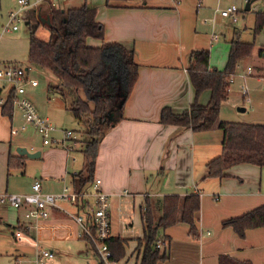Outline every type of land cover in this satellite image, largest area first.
I'll list each match as a JSON object with an SVG mask.
<instances>
[{
	"label": "crops",
	"instance_id": "crops-1",
	"mask_svg": "<svg viewBox=\"0 0 264 264\" xmlns=\"http://www.w3.org/2000/svg\"><path fill=\"white\" fill-rule=\"evenodd\" d=\"M197 1L126 0L118 6H107L105 0H65L58 5L67 8L87 3L95 7V19L103 26V37H88L87 44L99 46L103 42H122L130 45L134 61L138 64L137 80L124 103L123 117L107 126L99 140L93 173V178L101 181V189L109 196L110 236L122 238L124 247L130 245L131 248L130 254L119 260L120 264H126L132 257V264L140 261L141 250L136 249V246L137 240L143 235V211L146 206H151L157 219L164 196L183 197L191 193H199L200 196L196 221L198 237L192 238L188 233V225L183 222L163 229L160 233L169 237L168 257L157 264H177L180 259L179 264H218L220 255L249 261L251 264H264V227L249 229L240 238L232 228L221 226L222 220L264 204V167L237 164L226 170L225 177L207 178L206 163L220 154L222 131L214 127L195 132L188 127L164 125L159 121L163 107H170L179 113L194 100V89L186 71L192 50H208L210 68L220 70L227 61L230 42L236 37L241 40V32L236 30L238 21H230V35L220 34L213 24L215 17L212 11L217 4L213 9L210 0H202L201 6L197 7ZM15 4L8 12L17 7V0ZM64 4L69 5L65 7ZM44 7L36 11H24L22 16L27 24L33 20L35 12L42 14ZM257 11L264 12V7L261 6ZM226 28L229 29L228 26ZM254 39L253 36L251 41L244 42L254 43ZM262 47L263 41L238 63L236 69L245 66L243 71H247L248 77L264 82V53L259 54ZM4 60L0 59V65ZM250 64L254 72H248ZM42 72L47 77L48 87V83L54 80L48 72ZM48 91H51L49 87ZM26 95L29 97L28 90ZM242 95L249 97L248 94ZM209 97L210 91L204 90L197 101L204 105ZM241 104L244 105V102ZM246 111L244 106L236 108L239 114ZM42 117L48 119V116ZM219 120L264 124V120L252 121L236 114L227 116L221 107ZM21 122V114L17 110L12 109L11 117H7L2 114L0 107V193H27L36 180L40 182L43 192L57 193L64 185L74 189L73 176L83 168L84 161L81 165L76 164L77 158L72 160L61 143L48 146L41 142L40 146L28 148L19 137L23 133L35 132L33 128L11 134V129L19 127ZM71 143L68 140L66 144ZM19 147L39 152V156L28 158L19 155ZM11 156H22L23 166L8 169ZM14 169L20 171L21 175L12 174ZM91 184L85 188L89 190ZM121 210H127V215H123ZM135 210L140 224L139 233L133 231L130 220ZM23 212V208L15 209L8 205L0 207V223L13 229L11 236L15 241V230L20 224L28 222ZM79 212L82 209L77 205L60 202L57 208L50 210L49 218L40 220L38 228L18 242L26 243L27 248H35L34 242L37 245H50L79 239L78 226L68 215ZM116 215L120 222L118 230L114 232ZM47 249L53 251L52 248ZM11 255L8 264H12L15 259H19L20 264H31L33 261V256L30 257L24 248L15 250ZM191 258L195 261L189 262Z\"/></svg>",
	"mask_w": 264,
	"mask_h": 264
},
{
	"label": "trees",
	"instance_id": "trees-1",
	"mask_svg": "<svg viewBox=\"0 0 264 264\" xmlns=\"http://www.w3.org/2000/svg\"><path fill=\"white\" fill-rule=\"evenodd\" d=\"M126 0H105L107 6H118ZM42 17L49 18V39L42 40L30 30L28 37V65L48 72L54 81L48 83L49 90L56 91L74 119L86 124L83 152V168L73 176L76 191H83L93 178L97 147L107 126L120 120L123 106L138 76V64L133 58V48L122 42H103L90 46L88 37L101 39L103 26L96 21V9L83 3L79 7L62 8L44 5ZM254 35L264 28V12L254 13ZM31 24V21L28 22ZM36 25H34V28ZM253 42H244L238 37L230 42L227 61L223 69L210 68L209 51L192 50L186 68L194 89V100L182 112L176 113L170 107L160 111V123L191 128L195 132L207 131L214 127L222 131L221 152L206 163L207 178L227 176L226 170L237 164L264 167V124H250L219 120L223 101L228 98L229 78L235 73L240 61L247 58ZM264 53V47L259 54ZM117 75V76H116ZM116 77L122 80L124 95L115 107H109L99 96L100 90H111ZM204 90L210 91L206 104L197 98ZM1 112L11 117L12 105L7 98ZM12 157V156H11ZM9 157L8 169L21 168L22 156ZM94 179V180H93ZM200 209L199 193L166 195L160 202V215L156 219L151 206L143 211V235L137 240L136 249L141 250L138 264H157L167 259V247L156 246L157 240L168 242V236L160 235L177 222L188 225L192 238L198 237L197 213ZM222 227H230L240 237L249 229L264 227V204L239 216L221 221ZM85 240V239H84ZM86 241V240H85ZM87 242V241H86ZM113 258L120 260L125 255L124 240L110 236L106 241ZM88 244V242H87ZM89 245V244H88ZM98 264H101L98 261ZM218 264H251L238 261L227 255H220Z\"/></svg>",
	"mask_w": 264,
	"mask_h": 264
},
{
	"label": "rangeland",
	"instance_id": "rangeland-1",
	"mask_svg": "<svg viewBox=\"0 0 264 264\" xmlns=\"http://www.w3.org/2000/svg\"><path fill=\"white\" fill-rule=\"evenodd\" d=\"M79 1V0H74ZM212 3V8L214 9L216 4L219 8L225 9L230 5H235L240 9V15L238 17V22L236 24V30L241 32L240 39L243 41H251L254 36V43L252 50H255L254 47L258 46V43L264 42V28L260 30L259 33L254 35V13L261 6L264 7V1L256 0L252 3L251 9L249 11H244V6L246 0H210ZM16 0H0V59H5L3 62H12L14 60L21 62L28 66V37L30 30H34L38 38L42 40L49 39L48 24L46 23H36L33 16L31 24H26L24 17L21 16L22 20L18 23V30L11 31L6 33H1V26L6 22L7 12L15 7ZM67 5L69 4H64ZM214 14V25L217 29L216 31L220 34L225 33L227 36L232 33V27L230 26L229 19L221 18L216 12L215 9L212 11ZM36 27L34 28V25ZM244 25L247 28L243 29ZM229 27V29L226 28ZM243 29V30H242ZM222 37V36H221ZM254 61L259 62L258 59ZM3 64V63H2ZM245 66H239L234 73L232 82L229 84V96L226 101L221 105V110H225L227 116L230 115H240L243 118L251 119L252 121L264 120V82L259 81L255 78H250L246 75L247 71H243ZM250 68L251 72H254L253 66L247 67ZM31 76L35 77L38 81V86L35 88L27 87L29 91V98L26 97L33 103L37 112L42 116H48L49 121L57 128V132L54 134L55 138L63 139L62 131L71 130L76 133L79 139L76 141L77 148L75 150L74 156L77 158L76 164L81 165L83 162V148L85 141L88 139V136L85 134L86 124L84 121H78L73 118L71 112L65 107L64 101L61 96L56 91H48L47 87V77L43 74L42 70L35 66H30ZM245 70V69H244ZM248 71V72H250ZM117 76V75H116ZM245 81V82H244ZM247 90L248 96L242 95V89ZM32 90V91H31ZM124 95V88L122 80L120 83L119 77H116L114 86L111 87V90H100L99 96L108 108L117 106V103L121 100ZM250 101L248 102V100ZM244 102V105L241 103ZM239 106H244L247 108V111L239 114L236 112V108ZM21 141L25 143L28 148L30 146H40L41 139L39 134L36 132H29L20 134ZM68 140L65 141L67 143ZM48 147V146H46ZM76 160V159H75ZM12 174H20L16 172L15 169L11 171ZM21 177V176H20ZM26 180V179H25ZM6 208V207H4ZM137 209V208H135ZM2 210V209H1ZM123 215H127V210H121ZM120 212V213H121ZM24 216V212H23ZM25 219V217H24ZM119 216H115L113 221V231L118 230V225L120 220ZM132 220V229L139 233L140 224L138 217L136 215V210L134 213H131ZM13 229L6 226L3 223H0V264H8L11 261L12 253L15 250H20L24 248L26 253H29V256L32 257L36 251V247L25 246L26 243H20L13 240L11 233ZM162 233V230H160ZM160 233V235H162ZM18 245V246H17ZM38 247L43 249L52 248L54 252V258L50 264H97L98 258L93 251V249L87 245V242L82 239L76 240H63L52 244L40 243ZM166 247H168V242L166 241ZM163 249V248H162ZM167 250V249H166ZM131 248L125 247V256L130 254ZM195 261L191 258L189 262ZM181 259L178 261L177 264ZM47 262L46 264H49ZM133 257L129 259V262L126 264H132ZM11 264V263H10Z\"/></svg>",
	"mask_w": 264,
	"mask_h": 264
},
{
	"label": "built area",
	"instance_id": "built-area-1",
	"mask_svg": "<svg viewBox=\"0 0 264 264\" xmlns=\"http://www.w3.org/2000/svg\"><path fill=\"white\" fill-rule=\"evenodd\" d=\"M65 0H17V7L7 14L5 24L1 26V33L18 30V23L22 20L21 16L28 9L35 11L44 5L52 7L58 6ZM202 0H198L197 7H200ZM215 12L223 19L231 22L238 21L239 8L230 5L225 9L215 8ZM39 14V13H34ZM214 19V18H213ZM250 71V68H248ZM233 78L230 76L229 84ZM38 86V81L30 74V66L21 62H7L0 65V107L9 98L12 109L21 114L22 122L19 127L11 129V134L26 132L29 127L33 128L40 136L43 145H57L61 143L68 156L75 160L76 141L78 135L71 130L62 131L63 139L55 138L57 128L46 118L42 117L36 110L33 103L26 97L27 87ZM244 95L246 89H242ZM66 140L72 143L67 145ZM101 181L95 179L90 185V189L76 191L68 185H64L60 192H43L38 180L31 185L27 193H0V207L8 205L15 209H24L25 220L14 232V238L19 241L28 237L27 234L38 228V222L50 216V210L58 207L60 202H69L82 209L79 213H68L70 218L78 226V238L85 239L95 252L101 264H120L113 258V253L109 249L106 241L110 237V214L109 196L100 187ZM37 249L33 255L31 264H46L54 258V252L50 249H43L34 242ZM166 245L165 240H157L156 246L162 248ZM12 264H20L19 259H15Z\"/></svg>",
	"mask_w": 264,
	"mask_h": 264
},
{
	"label": "water",
	"instance_id": "water-1",
	"mask_svg": "<svg viewBox=\"0 0 264 264\" xmlns=\"http://www.w3.org/2000/svg\"><path fill=\"white\" fill-rule=\"evenodd\" d=\"M255 0H246L245 6H244V10L248 11L250 10V5L252 2H254ZM36 23H46L49 24V18L48 17H42L40 14H33ZM27 24V22H26ZM35 24V25H37ZM17 153L19 155L28 157V158H37L39 156V152H30L27 148L25 147H19L17 149Z\"/></svg>",
	"mask_w": 264,
	"mask_h": 264
}]
</instances>
